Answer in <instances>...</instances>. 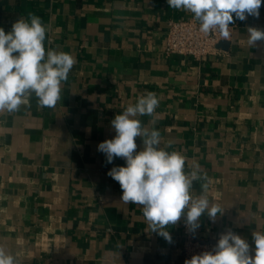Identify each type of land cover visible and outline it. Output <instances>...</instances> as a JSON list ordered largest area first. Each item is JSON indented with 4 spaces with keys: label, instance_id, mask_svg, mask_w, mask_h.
Instances as JSON below:
<instances>
[{
    "label": "crops",
    "instance_id": "obj_1",
    "mask_svg": "<svg viewBox=\"0 0 264 264\" xmlns=\"http://www.w3.org/2000/svg\"><path fill=\"white\" fill-rule=\"evenodd\" d=\"M259 12L234 17L230 40L195 60L164 53L167 21L193 18L167 0H0L6 32L33 13L48 27L46 51L77 61L54 108L33 95L0 113V245L17 264H181L185 219L168 227L170 243L151 232L107 175L125 161L97 150L114 138L115 115L146 92L160 104L142 124L186 157V171L207 175L194 196L208 183L205 195L225 209L192 233L218 242L232 231L254 250L253 231L264 232V41L250 47L247 28L264 30V3Z\"/></svg>",
    "mask_w": 264,
    "mask_h": 264
},
{
    "label": "clouds",
    "instance_id": "obj_2",
    "mask_svg": "<svg viewBox=\"0 0 264 264\" xmlns=\"http://www.w3.org/2000/svg\"><path fill=\"white\" fill-rule=\"evenodd\" d=\"M262 3L264 0H167L170 8L191 13L199 22L200 32H218L227 41L231 37L230 25L249 16L259 18ZM47 31L42 19L33 13L18 18L7 32L0 27V113L11 114L21 106H30L33 95L40 108H54L61 100L62 84L77 61L64 51L51 47L46 51ZM247 32L250 47L264 41V30L250 26ZM159 104L154 92L139 96L111 120L115 136L100 142L97 150L109 164L116 158L125 161V166H114L107 173L120 185L121 201L141 206L151 232L170 243L167 229L182 217L188 230L195 232L202 215L215 222L225 209L205 195L208 183H202L201 194L194 196V182L207 181V175L200 174L198 165L186 171V157L161 148L160 132L142 124L140 117H154ZM151 123L154 125L155 120ZM138 137L142 140L139 151ZM252 237L254 250L240 235L227 231L219 236L212 251L193 255L184 264H264V232L253 231ZM0 264H17L3 245Z\"/></svg>",
    "mask_w": 264,
    "mask_h": 264
},
{
    "label": "built area",
    "instance_id": "obj_3",
    "mask_svg": "<svg viewBox=\"0 0 264 264\" xmlns=\"http://www.w3.org/2000/svg\"><path fill=\"white\" fill-rule=\"evenodd\" d=\"M224 39L218 32L204 34L199 31V22L190 19H169L164 36V53L168 56H179L195 60L210 55L216 44ZM184 242L181 248L182 262L193 255L212 251L215 241L204 240L190 232L183 224Z\"/></svg>",
    "mask_w": 264,
    "mask_h": 264
}]
</instances>
